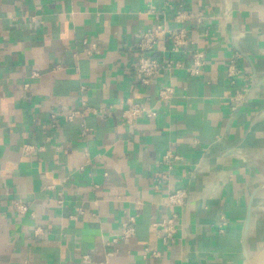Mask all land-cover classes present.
<instances>
[{
  "label": "crops",
  "instance_id": "crops-1",
  "mask_svg": "<svg viewBox=\"0 0 264 264\" xmlns=\"http://www.w3.org/2000/svg\"><path fill=\"white\" fill-rule=\"evenodd\" d=\"M178 12L201 75L140 85L138 41ZM263 248L264 0H0V264H244Z\"/></svg>",
  "mask_w": 264,
  "mask_h": 264
},
{
  "label": "built area",
  "instance_id": "built-area-1",
  "mask_svg": "<svg viewBox=\"0 0 264 264\" xmlns=\"http://www.w3.org/2000/svg\"><path fill=\"white\" fill-rule=\"evenodd\" d=\"M174 20L177 23L176 27L166 28L162 24H155L147 28L138 41L136 48L140 56L134 60L132 68L134 77L140 85L148 86L162 74L173 75L182 72L190 78H197L201 75L202 68L206 64V57L201 50L194 46L195 42L191 39L189 30L185 26L188 17L184 12H178ZM160 42H165L167 48L157 49ZM165 53H168L170 57H167ZM187 58L190 59L189 64L184 63ZM241 74L242 71L236 66L235 60H231L226 70L228 81L235 84ZM243 93L234 91L228 99L232 111L242 103ZM173 94L172 86L161 87L158 92V102H168L172 99ZM141 114L142 108L139 105H129L123 109L121 117L126 124H131L140 118ZM153 116L155 113L149 112L148 117ZM165 159L168 158L165 156ZM184 198L183 192L175 191L166 198V203L173 207L182 206ZM27 210L28 208L24 204L15 206V211L19 214H25ZM175 218L174 215L172 218L162 220L155 225L157 232L163 234L165 241L171 240L175 233ZM132 223L130 220V224ZM225 227H227V223L223 218L218 225V231H224ZM128 228L123 232L121 239H126L129 236L130 230Z\"/></svg>",
  "mask_w": 264,
  "mask_h": 264
},
{
  "label": "water",
  "instance_id": "water-1",
  "mask_svg": "<svg viewBox=\"0 0 264 264\" xmlns=\"http://www.w3.org/2000/svg\"><path fill=\"white\" fill-rule=\"evenodd\" d=\"M249 214L247 215L246 224L249 223ZM244 264H264V248L258 251L252 257H246Z\"/></svg>",
  "mask_w": 264,
  "mask_h": 264
}]
</instances>
